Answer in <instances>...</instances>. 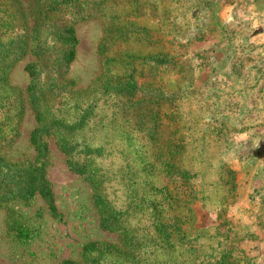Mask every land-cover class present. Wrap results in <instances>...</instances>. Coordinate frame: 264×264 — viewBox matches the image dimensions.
Instances as JSON below:
<instances>
[{
    "label": "rangeland",
    "instance_id": "rangeland-1",
    "mask_svg": "<svg viewBox=\"0 0 264 264\" xmlns=\"http://www.w3.org/2000/svg\"><path fill=\"white\" fill-rule=\"evenodd\" d=\"M255 1L2 0L26 15L7 32L17 58L0 94V264H264ZM69 26L76 46L62 68ZM123 82L136 90L118 94ZM146 91L177 105L179 160L154 157L136 129ZM32 133L55 217L25 192L42 166Z\"/></svg>",
    "mask_w": 264,
    "mask_h": 264
},
{
    "label": "trees",
    "instance_id": "trees-1",
    "mask_svg": "<svg viewBox=\"0 0 264 264\" xmlns=\"http://www.w3.org/2000/svg\"><path fill=\"white\" fill-rule=\"evenodd\" d=\"M0 94L2 90L6 86V71L11 67L12 63L17 58L16 55H10V52L13 51L11 46H17L18 42L14 36L7 35V32H12L14 25L18 22L19 14H21V18H24L26 13H20L16 9L10 10L11 8H5L7 2H2L0 0ZM4 5V6H3ZM24 11V9H23ZM2 30V31H1ZM61 43L64 45L65 50L61 53V67L65 68L69 62L72 61L74 57V48L76 46V39L74 37V30L71 26L67 27L63 33L61 38ZM25 71H27L28 75H33V68L31 65L25 67ZM117 89V93L119 94L122 91L127 93H131L133 89L136 90V86L132 84H128V82H123L121 84L115 85ZM133 94V93H132ZM153 93L150 91H146L145 95L141 94L140 98L134 99L133 103L142 106V110L140 106H137L135 111L132 112V116L136 117L138 121L141 123H145L142 127L137 123V130L141 133V135H147L150 139L149 146H147L152 155L156 157L157 155L167 156L171 160H179L178 158L182 156L185 152V144L182 139V129L178 130V128L174 127L175 120L177 118L176 112L173 108H176V104H172L169 100L166 103L165 99L155 98L152 96ZM7 97V96H6ZM0 107H4L3 103L0 101ZM123 107H125L123 105ZM122 108V107H121ZM123 109V108H122ZM35 111V110H34ZM152 111V112H151ZM128 111H124L122 113L125 117ZM130 113V112H129ZM155 118V122L153 126L146 125L148 123L149 114ZM36 119L39 120L38 114H35ZM221 129L208 130L209 139L213 136H219L221 133ZM209 141V140H208ZM214 142H211V144ZM30 144L32 145L36 157L39 158L42 162V166L39 169H34L32 172L28 173L26 178V189L25 192L31 193L36 192L37 195L46 203L47 210L50 215L53 217L56 216L55 207L52 203V196L47 188V186L38 180V177L42 176L44 160L46 157V147L45 144H42L35 137V134L32 133L30 136ZM208 144L201 146L200 150H198L195 146L191 147L192 153L191 158L195 160L192 156L196 151V156L199 157L204 153ZM161 153V154H160ZM167 163L170 162L169 159L166 160ZM233 172H229V175ZM193 176H196L194 173ZM94 244H91L90 247H94Z\"/></svg>",
    "mask_w": 264,
    "mask_h": 264
},
{
    "label": "crops",
    "instance_id": "crops-1",
    "mask_svg": "<svg viewBox=\"0 0 264 264\" xmlns=\"http://www.w3.org/2000/svg\"><path fill=\"white\" fill-rule=\"evenodd\" d=\"M248 11L251 19L250 41L253 45H264V0H256Z\"/></svg>",
    "mask_w": 264,
    "mask_h": 264
}]
</instances>
